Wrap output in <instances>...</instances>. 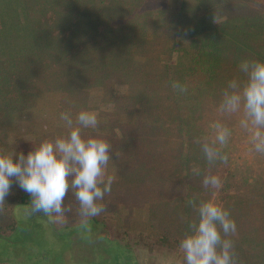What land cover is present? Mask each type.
Instances as JSON below:
<instances>
[{"label":"rangeland","instance_id":"rangeland-1","mask_svg":"<svg viewBox=\"0 0 264 264\" xmlns=\"http://www.w3.org/2000/svg\"><path fill=\"white\" fill-rule=\"evenodd\" d=\"M13 1L23 9L22 5L28 3L29 13H41L38 18L42 22L25 36L14 34L9 41L0 37V154L16 151L27 155L42 141L66 132L59 120L61 112H70L74 119L82 109L94 110L100 120L98 132L86 130V133H105L101 137L118 156L110 161L106 177L112 176L117 181L113 180L111 192L104 198L105 210L87 222H82L79 204L71 193L65 199L71 211L62 222H52L42 213L29 215L30 201L12 205L16 227L0 237V264H183L180 248L172 250L165 244H153L155 228L151 220L154 225L160 221L163 227L180 236L185 235L189 221L198 220L192 207L185 205V211L182 209L187 197L181 191L182 178L194 167L200 169L201 175H219L222 187L205 189L199 177L193 181L192 197L213 200L228 209L237 225L236 232L228 237L233 241L235 256L245 254L244 264H264V202H261L264 155L253 151L249 133L240 128L242 112L221 115L216 111L219 102L216 105L206 101L205 94L223 91L226 75L218 76L220 87L215 83L202 91L204 84L195 86L194 68L204 71L200 75L204 79L209 75L194 48L209 45L208 41L202 42V36L220 27L217 24L229 16L226 13L229 8L238 12L253 9L264 17V0H179L185 5L181 20L206 18L213 29L207 27L193 37L184 32V37L176 45L173 43L172 49L176 50L171 53L167 69L161 64V56L172 50L168 49L170 42L166 41V45L159 42L155 47V33L150 30L147 33L151 35L150 50L144 56L139 54L142 50L139 41L143 38L139 34H143L142 21L147 12L157 7L170 12L176 0H79L69 16L64 15L65 4L58 2L65 0H47L45 5L43 0ZM0 7L8 9L9 5L0 3ZM8 15L9 12L3 16L7 24ZM249 19L253 21V17ZM138 24L140 33L136 31ZM120 27L124 36L119 41L121 45L115 42L111 47L107 35L117 33L119 29L114 28ZM165 28L166 24L161 30ZM240 29L235 27L232 32L238 41ZM258 31L262 49L264 32ZM161 66L171 82H181L188 91L175 95L176 91L170 85L167 87L166 78H161ZM224 70L221 72L230 69ZM66 80L75 83L67 86ZM110 88L114 91L124 88L126 113H118L124 101L119 107L109 108ZM207 108L210 109L205 114ZM113 109H116L115 122L123 123L121 128H113L116 124L108 121L109 110ZM99 111L104 113L103 117ZM216 120H221L232 132L222 148L228 162L209 166L194 138L212 143L215 133L211 124ZM106 126L108 132L102 128ZM257 179L258 190L252 186ZM22 191L14 181L5 204L0 205V221L7 219L4 206L16 203ZM239 213L243 218L238 219ZM246 218L250 221L244 224ZM246 232L254 238L243 234Z\"/></svg>","mask_w":264,"mask_h":264},{"label":"clouds","instance_id":"clouds-1","mask_svg":"<svg viewBox=\"0 0 264 264\" xmlns=\"http://www.w3.org/2000/svg\"><path fill=\"white\" fill-rule=\"evenodd\" d=\"M238 67L247 79L226 82L216 111L225 116L242 112L240 128L249 133L253 151L264 155V61L243 60ZM170 86L178 94L188 91L179 81H172ZM59 120L66 129L64 134L42 141L27 155L16 151L0 154V205L5 204L15 181L31 198L29 215L42 213L52 222H62L71 211L65 203L71 193L79 204L82 222H87L105 210L103 201L112 189L113 177H106L112 146L99 134L86 133L98 132L100 120L94 110L82 109L74 119L70 112H61ZM211 128L215 133L212 143H201L199 138L194 142L200 144L209 166L226 164L228 155L222 148L229 141L231 129L221 120L214 121ZM191 174L201 177L196 167ZM201 183L205 189L222 187L217 174L203 175ZM186 203L197 213L198 220L189 221L179 241L183 264H237L233 241L228 238L237 230L230 211L213 200L190 198Z\"/></svg>","mask_w":264,"mask_h":264},{"label":"trees","instance_id":"trees-1","mask_svg":"<svg viewBox=\"0 0 264 264\" xmlns=\"http://www.w3.org/2000/svg\"><path fill=\"white\" fill-rule=\"evenodd\" d=\"M55 2V0H53ZM58 1V0H57ZM67 1V2H65ZM63 2L58 1L59 3H63L64 5V15H71L72 11H73V6L75 5V3L79 0H65ZM43 4H47V0H43L42 1ZM156 2V0H155ZM0 3L2 4H7L9 5V8L7 9V7L4 9L0 7V37L3 38L5 41H9V39H13L14 34H18L21 36H25L27 33H29L32 29H36L39 25V23H41L42 21L39 20V15L41 14H31L29 13V6L27 5L28 3H26L24 6V9L21 7V5L16 1V3L19 5H16V3L13 0H1ZM13 3V4H12ZM38 3V2H37ZM11 4V5H10ZM36 4V3H35ZM160 5V4H159ZM185 9V5L184 2H180L179 0L175 1V8L173 10H171L170 12L167 11L166 9H161L160 7H157V9H155V11L152 12H147V16H145V19L142 21V27H141V31L143 32V34H139L140 37H143L140 41L139 44L142 43V50L139 51V54H144L147 55L149 54V48L150 47V43H151V35H147V33L150 30H153V33H155V47L159 44V42L163 43L166 45V41H169V48L168 49H172L174 46V42L175 45L177 42H179L183 37H184V32H188L189 36H194L195 34H197L198 32H203L205 29L211 28L213 29L212 25L208 24V20L205 18H196L194 17L193 20H189V21H183L181 19H184V13L183 10ZM232 9L233 12H230L229 10ZM11 10H13L11 12ZM229 10L226 12L229 16L222 22L218 23L216 30H212V33H207L204 34L202 36V42L208 41L210 42L208 46H204L202 45V47L200 48H194L197 51V57L199 58V61L202 63V61L205 64V67L201 65V63L199 62L198 64H200L202 66V68L204 70L209 71V75L207 76L206 79H204L202 77H200L201 74H204V71H202L201 69H199L197 66L194 67L196 68L197 72L195 74V77L197 78L195 81V86L198 87H202L201 85H203L202 91H207L208 88L210 89L213 85L220 87L221 86V82H219L220 77L218 78L219 75H224L228 80L230 79H238L239 81L243 82L246 81L247 77L244 73H242L239 70V63L243 60H261L264 61V47L261 49L260 45H261V41H260V33L258 30H261L262 32H264V17L259 16L258 14H261L259 11H254L253 9H249V11L247 10H242L240 12L237 11V9H235L234 7L229 8ZM9 12L8 15V19L10 18L8 24L5 23L3 16L5 15V13ZM31 12H35L34 9H32ZM243 12V13H241ZM199 13V12H197ZM196 13V14H197ZM251 14V16H249ZM14 15V16H12ZM240 15V16H239ZM250 17H253V21L251 19H249ZM59 19H62L61 17H58ZM17 20V21H15ZM207 20V21H206ZM164 24H166V28L165 30H161V28L164 26ZM179 24L178 29L176 28V26ZM205 24V25H204ZM115 25V24H114ZM113 25V26H114ZM32 28H31V27ZM42 26V25H41ZM224 26V27H222ZM139 27L140 24L137 25V29L136 31L139 32ZM216 27V25H215ZM235 27H239V35H240V40H237V35L234 37V35L232 34L233 28ZM123 27L120 28H114L115 30H118L117 33L112 34V33H108L107 37H109V43L110 46H115V42H118V45H121L119 43V41L124 37L122 34V30ZM4 29V30H3ZM113 30V29H112ZM23 32L25 33L24 35ZM140 33V32H139ZM146 34V35H145ZM121 36H123L121 38ZM232 39V40H231ZM174 49H172L171 51H169V53L166 56H161L162 59V66L165 67V69L169 68L170 66L167 64L169 63V60L171 59V53L174 52ZM157 52V51H156ZM155 52V53H156ZM156 54L157 59L159 60L160 56ZM202 59V61L200 60ZM232 61V62H230ZM226 65V66H225ZM162 66L160 67L162 70V75L161 78L164 77L166 78V84L167 87H169V85L171 84V78L169 76H166L163 72V68ZM225 67H228L230 70L228 72H221L222 70H224ZM220 68V69H219ZM217 69H219L217 71ZM228 73V74H227ZM132 80V79H131ZM134 80V79H133ZM62 81V80H60ZM128 81H130L128 79ZM75 83V80H66L65 84H67V86H69V84H73ZM164 83V86L166 85ZM194 84V83H192ZM163 88V87H161ZM207 89V90H205ZM212 90V89H211ZM216 89L213 88V91H215ZM199 92L198 96H199ZM175 93V95H179L177 92H173ZM107 95L109 97L111 106H116L119 107L120 103L122 101L125 102V98H126V94L124 91V88H120V91H114L113 89H107ZM221 95H222V91L220 90V92L218 94H211L208 96V94H205L206 96V101L209 103H214V104H218V102L221 99ZM168 96V94H167ZM107 105H105L106 107ZM103 107V108H105ZM210 108H207V110L205 111V114L207 113V111ZM110 111V116L108 117V121H111V124H116V126H113V128L117 129L122 127L121 122L116 123V115L115 111L116 109L113 110H109ZM127 111V104L125 102V104L120 108V110L118 111V113L123 114L126 113ZM101 114L100 117H103L102 114L104 113H100ZM99 118V117H98ZM114 121V122H112ZM181 123H185L184 121ZM188 123V122H187ZM108 126L106 127H102L105 129V132L107 130V132L109 131V128L107 129ZM188 127V124H187ZM114 130V129H112ZM187 130V129H186ZM115 134V133H113ZM185 136L187 138L188 137V133L184 132ZM200 132H199V136H200ZM105 135V133L100 134V136ZM105 137V136H103ZM122 146L120 145V148ZM123 148V147H122ZM146 148H144L145 150ZM120 152V151H118ZM112 158H117L118 156L114 155V150L112 151ZM183 163V162H182ZM155 166H157L158 168H161V165H157L155 164ZM156 167V168H157ZM172 169V168H170ZM169 169V170H170ZM181 172V171H180ZM181 174H183L181 172ZM203 177V175H201V178ZM197 178L199 177H195L193 175H191V171L190 169H188L187 172V176L182 178V182H181V191L183 192V194H187L186 197V201H184L183 207L182 209L184 210V206L187 205V201L192 197V193H193V188H194V184L193 181L197 180ZM183 179H186V181H183ZM114 181H117L115 179H113ZM161 182H164L163 177L160 178ZM243 183L249 187L254 186V188H256L258 190V184H260L259 179L255 180L254 183L251 186V183H246V180H243ZM253 200V197H250ZM259 200V199H258ZM30 201V196L28 193L22 191L19 194L18 197V201L16 203H11L9 205L4 206V208H6L7 210V219L5 220H1L0 221V237L8 232H12L14 230V228L16 227V222L13 219L12 213H11V209H12V205H17V204H21V205H25ZM254 201V200H253ZM259 202V201H258ZM262 203L264 201H261ZM260 202V203H261ZM261 203V204H262ZM190 207V206H188ZM186 209V208H185ZM185 211V210H184ZM185 215H187L186 212H184ZM243 218L242 215H240L239 213V218L240 219ZM156 218H158V215H156ZM252 219H257V217ZM251 219V220H252ZM159 220V218H158ZM3 221V222H2ZM153 220H151V226L153 225V227L155 228V236L153 235L152 239H155L156 243H153L154 245L157 244L158 246H162L165 244V246L169 249L172 250H176L179 245V241L180 239L183 238V235H179L178 232L174 233L172 230L168 229L167 227H163L162 223L160 221L152 222ZM245 221V222H244ZM250 220L248 218H246L245 220H243L244 224L249 222ZM242 222V223H243ZM244 227H248V226H244ZM178 234V235H177ZM186 234V232H185ZM244 235H249V237L254 238V235L250 232H246L243 233ZM180 238H178V237ZM150 239V237H149ZM148 242V241H146ZM150 242V241H149ZM152 242V241H151ZM152 244V245H153ZM181 250V249H180ZM244 256H246L245 254H241L239 256L236 257L237 259V264H244L242 259L244 258ZM257 262V261H256ZM8 264V263H7ZM256 264V263H255Z\"/></svg>","mask_w":264,"mask_h":264}]
</instances>
